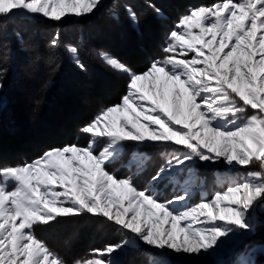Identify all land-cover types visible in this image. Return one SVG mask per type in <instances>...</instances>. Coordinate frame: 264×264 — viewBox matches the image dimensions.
<instances>
[{"label": "snow or ice", "instance_id": "1", "mask_svg": "<svg viewBox=\"0 0 264 264\" xmlns=\"http://www.w3.org/2000/svg\"><path fill=\"white\" fill-rule=\"evenodd\" d=\"M106 2L0 0V90L11 59L8 30L17 20L94 16ZM144 3L163 16L152 0ZM121 10L134 26L146 14L130 0H111L113 18ZM11 35L24 43L20 30ZM48 47L53 57L63 47L85 70L79 47L62 44L60 32ZM161 51L164 58L142 73L99 52L129 82L119 103L80 129L91 134L88 143L48 149L31 163H0V264H66L34 228L85 213L119 226L120 239L74 264H122L142 246L150 250L148 264H178L182 256L198 260L232 249L264 226V0H216L191 8ZM129 142L137 144L131 153ZM148 147L158 149L164 163L141 189L134 178L152 166L153 157L143 150ZM205 163L247 170L218 177L225 190L190 204L193 179L203 187L194 169ZM120 169L128 174L118 176ZM254 254L250 249L235 264H258Z\"/></svg>", "mask_w": 264, "mask_h": 264}, {"label": "trees", "instance_id": "2", "mask_svg": "<svg viewBox=\"0 0 264 264\" xmlns=\"http://www.w3.org/2000/svg\"><path fill=\"white\" fill-rule=\"evenodd\" d=\"M163 1L167 2V0ZM131 3L137 12L146 13L140 16L138 26H134L129 21L123 10L120 11L118 19L111 17L110 8L107 13L102 11L92 17L64 19L61 22L20 18L9 27L8 39L11 59L6 65L8 71L3 78V88L0 90V153L5 154L17 149L27 132L36 126L37 121L51 120L65 109L73 110V105L77 101L83 103L85 109L78 114V120L71 124L70 130H72L67 138L57 139L59 140H56L57 142L53 140L49 142L50 145L31 146L0 160V163L15 165L39 157L48 148L66 144H81L82 141L77 139L81 132L80 129L89 123L99 110L120 101L121 96L126 92L127 77L106 65L100 59L99 52H108L134 70L136 68L133 64H136L138 57L131 53L130 58L133 57V59L126 60L119 53L100 44L108 42L107 30H113L115 34L122 37L126 49L133 52L140 49L142 54H145L147 48L150 47L141 43L146 40L145 35L153 36L155 37V42L151 45L153 51L147 53L146 65L161 57V48L164 44L162 40L183 10L176 14L168 7L162 8L155 3L163 12V16L158 17L145 7L144 0H132ZM13 29L23 33V44L11 35ZM56 32H60L62 44L71 43L79 47V58L85 65V70L76 66L63 47L56 50L54 57L51 55L52 50L48 47V41ZM96 76H100L108 82L111 99L109 102L97 101L93 88L98 84ZM152 157L157 158L155 153ZM80 218L83 216L71 218V222L76 223L74 221H78ZM93 220L98 222V219ZM255 236H257V239H254L255 242L264 243V226L256 228ZM52 244L51 247L58 245L54 242ZM60 252L66 259L73 256V254L67 256L70 251L65 249H60ZM81 253L78 255L80 258L84 256ZM125 259L126 257L122 264H126ZM258 260L259 263L264 264V256L259 257Z\"/></svg>", "mask_w": 264, "mask_h": 264}, {"label": "rangeland", "instance_id": "3", "mask_svg": "<svg viewBox=\"0 0 264 264\" xmlns=\"http://www.w3.org/2000/svg\"><path fill=\"white\" fill-rule=\"evenodd\" d=\"M132 0H130L131 2ZM136 1V0H134ZM154 1L158 6L164 8L165 6L168 7L169 9L173 10L176 12V14L182 13L178 15L176 22L170 26L168 32L164 36L163 43L165 44L166 37L168 33L173 29V27L178 23L180 17L182 14H185L189 9L198 7L200 5H207V4H212L215 3L216 1L212 0H167V2H164L163 0H152ZM166 1V0H165ZM170 3H169V2ZM212 1V2H211ZM111 8V0H107L105 9V13H107ZM101 11V12H102ZM100 12V13H101ZM99 14V13H98ZM97 14V15H98ZM95 16V15H94ZM177 16V15H176ZM87 17H92V16H84L77 18L75 16L69 15L65 19H83ZM111 17H113L111 15ZM23 18V17H22ZM27 19L30 20H38V21H46L49 22L50 20L45 19L42 16H28L26 17ZM170 18V17H169ZM198 31V30H194ZM106 36L109 37V39L106 41L107 43L101 42L103 46H107L113 51L117 52L122 56L124 59H128L131 61L133 57L130 58L131 53L136 55L138 58L136 59V64H133V66L136 68V70L131 69L134 72L137 73H142L148 69L150 66V63L146 65L145 57L149 51H153V48L151 45L154 44L155 42V37L145 35L146 40L142 41L141 43L145 46H150L147 48L145 51V54H142V51L140 49H137L136 52H133L132 50H128L124 47V41L123 38L120 37L118 34H115L113 30H107ZM219 39V37H218ZM104 43V44H103ZM163 44V46H164ZM162 46V47H163ZM150 48V49H149ZM132 51V52H129ZM166 54L162 52V55L159 59L155 60H162ZM142 61V62H141ZM140 65V67H139ZM142 65V66H141ZM113 69V68H112ZM119 73H122L120 70H116ZM93 72V71H92ZM124 74V73H122ZM127 77V81L129 82L128 75L124 74ZM98 84L94 85V91L96 92V98L98 99L97 101L101 102H109L110 99V86L108 82L105 79L100 78V76H96ZM127 82V84H128ZM143 83V82H141ZM108 86V87H107ZM104 91V92H103ZM106 91V92H105ZM127 91V87H126ZM102 92V93H101ZM126 93V92H125ZM102 94V95H101ZM120 102V101H119ZM118 102V103H119ZM147 105V102H144ZM115 105V104H113ZM73 110H67L62 111L58 113V115L51 119L44 121L43 119L37 121L38 123L36 124V128L33 127L30 129L29 132H27V135L25 138L20 142L19 147L15 150L8 151L5 154L0 153V160H4L5 158L14 155L15 153H19L21 150H24L29 147H34L37 145H45L49 144V142H52L53 140L57 139H65L67 136L70 134L71 130L70 127L72 123H75V121L78 120V114L83 112L85 109L83 103H79V101L75 102L73 105ZM106 108V107H104ZM102 108V109H104ZM59 110V109H58ZM75 110V111H74ZM72 111V112H71ZM74 111V113H73ZM100 111V110H99ZM249 111H253L249 108ZM98 112L96 113V115ZM94 115V117L96 116ZM93 117V118H94ZM92 118V120H93ZM115 116L113 117V119ZM91 120V121H92ZM30 124V123H29ZM80 134V135H79ZM77 137L78 140H81L82 143L78 144L79 146H85L88 143V140L90 139L91 134H86L80 132ZM59 141V140H57ZM56 141V142H57ZM50 145V144H49ZM56 146V143H54ZM70 145V144H66ZM64 146V145H61ZM58 147H52V148H59ZM48 148V149H52ZM137 148L136 142H129L127 144V152L131 153L135 151ZM46 149V150H48ZM45 150V151H46ZM146 151L149 155H153L154 153L156 154V159L153 158L152 161V166L148 168V170L143 174V178L141 179H136L134 178V183L138 188H143L144 187V181L149 178L154 172L156 171V168L163 164L164 161L160 158L159 156V150L153 147H148L143 149ZM44 151V152H45ZM44 152L39 156L41 157ZM37 157V158H39ZM35 158V159H37ZM35 159L31 161H27V163L33 162ZM26 162V161H25ZM25 162H20L15 165H22ZM247 169L237 167L235 169H227L225 165L219 164V165H212V164H207L205 163L204 165L198 166L196 169H194L195 172H198L200 174V180L203 181V187L200 186L195 181V178L193 179V184H192V200L189 201V203H198L200 197L202 196H210L212 192L214 191H223L225 190L221 185L217 184V178L220 176H241L244 174V172ZM118 176H125L127 175V171L124 169H120L116 172ZM171 192V189H169V193ZM80 218L78 221H74L76 223H72L71 218ZM80 216H74V217H60L58 218V222H50L49 225L47 226H36L34 228V235L41 241H43L48 248L58 255L61 259H63L66 264H74V261L76 259H86L90 258L89 253L93 248H102L104 245L109 244V243H114L118 239H120L119 231L118 228L119 226L114 225L112 222H107L105 218L102 217H94L91 214H82ZM85 219V220H83ZM93 219H98V222H96ZM100 219V220H99ZM88 220V221H87ZM95 221V222H93ZM104 221V222H103ZM56 224V225H55ZM55 225V226H53ZM167 227V225H166ZM61 233V234H60ZM38 234V235H37ZM41 234V236H40ZM60 236V237H59ZM257 239V236L254 235L250 236L248 239L238 242L236 245L233 246L232 249H229L227 251L223 252H216L212 253L211 255L207 256H201L199 257L198 260H194L192 257L188 256H182L177 258L178 264H235L237 259L239 258L240 255H242L245 252H248L250 249L255 250V254L252 256L254 260L257 262L259 261L258 258L264 256L260 252V247L264 246V243H257L255 242ZM73 242L71 243V241ZM58 244L57 246L51 247L53 245L52 243ZM71 244V245H69ZM92 244V245H91ZM88 247H90L88 249ZM60 249H65L67 251H70L73 256L70 257L69 259H66L63 256V253L60 252ZM84 250V251H82ZM150 250H147L143 246L141 247L140 251H132L126 256V264H148V255L147 253ZM83 252V253H81ZM81 253V255H84L82 258L78 257V255ZM77 255V258L75 259ZM258 264H261L258 262Z\"/></svg>", "mask_w": 264, "mask_h": 264}, {"label": "bare ground", "instance_id": "4", "mask_svg": "<svg viewBox=\"0 0 264 264\" xmlns=\"http://www.w3.org/2000/svg\"><path fill=\"white\" fill-rule=\"evenodd\" d=\"M107 47V46H106ZM142 62V61H141ZM142 66V65H141ZM139 67H140V65H139ZM108 87V86H107ZM104 92V91H103ZM106 92V91H105ZM102 93V92H101ZM102 95V94H101ZM61 234V233H60ZM60 237V236H59ZM73 242V240L71 241V243ZM68 255L67 256H71L72 255V253L71 252H68L67 253Z\"/></svg>", "mask_w": 264, "mask_h": 264}]
</instances>
